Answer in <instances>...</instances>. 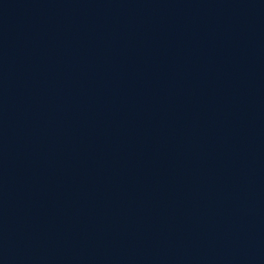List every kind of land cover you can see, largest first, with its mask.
I'll return each instance as SVG.
<instances>
[{
    "label": "water",
    "instance_id": "95a60500",
    "mask_svg": "<svg viewBox=\"0 0 264 264\" xmlns=\"http://www.w3.org/2000/svg\"><path fill=\"white\" fill-rule=\"evenodd\" d=\"M0 264H264V0H0Z\"/></svg>",
    "mask_w": 264,
    "mask_h": 264
}]
</instances>
